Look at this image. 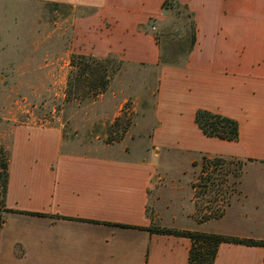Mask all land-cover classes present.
Instances as JSON below:
<instances>
[{"label":"crops","instance_id":"0c3cea01","mask_svg":"<svg viewBox=\"0 0 264 264\" xmlns=\"http://www.w3.org/2000/svg\"><path fill=\"white\" fill-rule=\"evenodd\" d=\"M56 1L92 7L74 20L73 52L111 53L156 72V104L142 127L153 148L178 145L193 153V166L203 156L240 160L244 168L264 162V0H178L196 21L195 44L181 65L160 63L156 34L148 31L152 18H163L165 0ZM136 81L124 84L151 88L150 80ZM198 110L236 119L239 139L207 136L195 122ZM66 146L57 125L11 129L0 264H188L191 240L152 232L153 222L264 239V184L252 195L263 181L241 173L224 214L200 221L194 178L172 207L173 200L162 201L153 159L125 156L126 149L93 155ZM214 264H264V247L222 243Z\"/></svg>","mask_w":264,"mask_h":264},{"label":"rangeland","instance_id":"374dc122","mask_svg":"<svg viewBox=\"0 0 264 264\" xmlns=\"http://www.w3.org/2000/svg\"><path fill=\"white\" fill-rule=\"evenodd\" d=\"M193 3L198 5L199 0ZM86 7L56 0H0V148L3 153L7 152L10 131L15 125H57L63 128L66 148L75 153L111 155L114 150L121 154L126 149L125 156L153 159L162 177V201L173 200L172 207L177 205L179 193L182 195L190 189L193 178L198 184L209 178L207 186L195 193L198 218L226 209L230 197L238 192L241 173L263 181L254 184L252 195L262 190L259 185L264 184V162L260 160L244 168V162L236 159L221 158L218 164L208 165L201 158L193 166V153L178 145L152 147L142 127L149 123L156 104L158 76L153 70L130 67L119 56L118 61L108 60L112 79L104 93L83 102L66 101L71 56L79 54L72 51V27L78 16L93 11L92 7ZM163 11L162 19L152 18L147 26L149 32L159 36L161 52L170 53L180 50L179 42L190 36L191 19L184 8L168 7ZM117 66L120 69L116 71ZM142 78L150 80L151 88L124 84L134 80L138 83ZM217 158L209 157L214 161ZM2 160L0 154V164ZM0 172H3L1 165ZM171 179L175 180L173 184ZM148 213L156 217L151 204ZM150 228L167 227L153 222Z\"/></svg>","mask_w":264,"mask_h":264},{"label":"trees","instance_id":"16d2710c","mask_svg":"<svg viewBox=\"0 0 264 264\" xmlns=\"http://www.w3.org/2000/svg\"><path fill=\"white\" fill-rule=\"evenodd\" d=\"M168 7H171L172 9L184 8L188 11V17L191 19V32L189 37H184L181 42H179L178 49L180 50H175L170 53L161 52L160 63L162 65H181L183 57L185 58L189 54L196 41V23L194 13L187 5H183L178 1L165 0L162 4V8L165 9ZM156 40L159 43L158 35H156ZM108 60L118 61V57L115 54H109L103 58H99L94 55L72 54L70 60L71 70L69 73L66 91V101L77 100L83 102L86 99H91L104 93L109 87L112 79ZM119 69L120 66H117L116 71ZM119 118L120 116L116 117L115 122H117ZM195 122L207 136L218 137L230 141H237L239 139V123L234 118L213 113L208 110H198L195 115ZM0 154L3 155V160L0 164L3 169V172H0L1 227L2 223L5 221L3 214L10 211V209L6 208L10 152L7 150L6 154H4L2 148H0ZM202 159L204 160V163L207 162L208 165H216L221 158L218 157L217 160L214 161L210 160L207 156H203ZM208 179L200 182L201 184H198V182L193 184V187L196 189L195 193L198 194V189L201 191L204 186H207ZM224 212L225 210L222 212L219 211L216 213L205 214L200 218V221L219 218L224 214ZM149 229L156 233L172 234L189 238L192 242V246L190 249L188 264H214L218 249L222 243L247 244L251 246L264 247V239H244L237 236L191 230H176L167 228Z\"/></svg>","mask_w":264,"mask_h":264}]
</instances>
